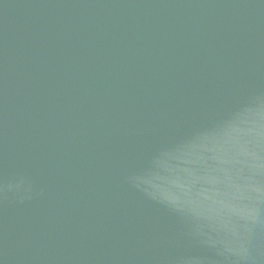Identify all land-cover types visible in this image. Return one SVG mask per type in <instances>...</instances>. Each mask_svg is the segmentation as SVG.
Wrapping results in <instances>:
<instances>
[{
  "label": "water",
  "instance_id": "obj_1",
  "mask_svg": "<svg viewBox=\"0 0 264 264\" xmlns=\"http://www.w3.org/2000/svg\"><path fill=\"white\" fill-rule=\"evenodd\" d=\"M0 264H264V0H0Z\"/></svg>",
  "mask_w": 264,
  "mask_h": 264
}]
</instances>
